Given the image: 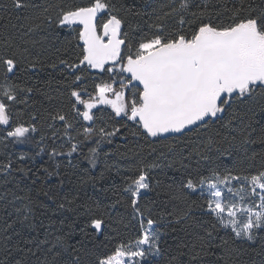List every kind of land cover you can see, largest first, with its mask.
<instances>
[{
    "label": "snow or ice",
    "instance_id": "1",
    "mask_svg": "<svg viewBox=\"0 0 264 264\" xmlns=\"http://www.w3.org/2000/svg\"><path fill=\"white\" fill-rule=\"evenodd\" d=\"M11 3L17 13L37 7L30 0ZM130 14L139 15L114 0H56L44 6L41 14L25 17L30 21L25 36L44 26L67 32L79 50L74 59L58 56L48 62L33 58L11 36H0L3 141L33 145L39 149L35 156L47 155L43 179L55 178L56 183L42 186L43 195L56 201L54 189L65 185L67 169L78 168L81 160L94 169L102 145L112 144L117 137L126 139L122 129H131L133 136L149 144H163L169 152L175 147L171 141H183L217 125L227 132L221 139L216 138L219 131L208 136L202 147L188 154L187 159H195V169L189 170V165L180 162L185 176L178 188L175 182L165 185L156 178L157 171L175 166L166 152L124 170L123 192L132 218L139 223L135 240L120 239L115 229L116 235H112L108 231L111 225L102 215L78 204L76 197H65L64 202H57L58 209L84 208L70 225L73 233L79 225V247L57 236L47 251L55 250L56 256L73 255L70 264H150L153 257L161 255L158 225L165 221L185 231L193 228L188 232L190 239L177 245L179 251L169 264H236L238 249L229 241L254 244L259 237L264 243V151L249 155L247 148L257 142L264 146V0H165L153 11L147 31L129 22L126 17ZM46 68L63 77L61 97L66 98L47 114L50 147L43 145L45 137L36 141L32 135L38 131V117L32 114V123L19 122L17 107L27 106L34 92L33 87L20 82V74H36ZM253 121L261 130L256 138L250 131ZM236 150L244 153V159L234 157ZM213 152L225 161L232 158V163L216 164ZM103 155L108 171L112 167L121 171L118 165H108L110 153ZM257 156L259 166L251 163ZM61 158H66V163ZM27 161L36 163L34 156L25 153L15 161L11 157L0 161V176L19 172L27 177L32 168L17 163ZM103 176L102 172L100 178ZM158 189L175 202L166 216L159 214V220L153 218L152 207L141 203L145 193ZM15 199L28 201L15 209L23 224L32 215V200L26 196ZM194 207L206 214L200 231L194 228ZM79 216L86 218L81 221ZM14 223H6L3 232ZM221 231L227 238L219 236ZM46 243L47 236L40 241ZM217 249L216 260L204 259L216 256ZM181 256L188 260H181Z\"/></svg>",
    "mask_w": 264,
    "mask_h": 264
},
{
    "label": "trees",
    "instance_id": "2",
    "mask_svg": "<svg viewBox=\"0 0 264 264\" xmlns=\"http://www.w3.org/2000/svg\"><path fill=\"white\" fill-rule=\"evenodd\" d=\"M30 2L37 7L29 9L25 13H17L12 7L11 0H0V36H11L16 44L27 48L28 55L33 58L38 56L48 62L56 60L58 56L74 59L79 50L75 48L76 41L67 32L48 29L47 26H44L41 30L27 36L24 35L30 22L25 17L41 14L44 6L53 4L56 0H30ZM66 2H82V0H66ZM114 2L131 8L133 13H139V15L130 14L126 18L134 25H138L140 29L147 31L153 11L158 10L160 4L165 0H114ZM34 41H38V43L34 44ZM69 41L71 44L68 43ZM58 49L60 51H57ZM20 77V82L28 87H33L34 92L27 106L23 104L17 106L20 111L19 122L32 123L31 115L35 114L38 117L35 121L38 131L32 135L36 141H40L42 136L45 137L43 145L50 147L51 141L48 137L51 130L47 127V114L60 105L61 99L66 102V98L61 97L63 77L51 68H46L36 74L25 75L21 73ZM256 111L259 112V107L256 108ZM122 131L125 133L126 139L117 137L114 138L112 144L102 145V154L99 156L94 169L83 160L79 163L78 168L67 169L68 175L64 177L65 185L60 189H54L58 193L56 201H54L48 199L41 192V187L46 183L50 186H54L56 183L55 178L48 182L43 179V168L48 167L47 155L35 156L39 149L33 145L14 144L11 139L3 141L5 132L3 126H0V161H6L9 157L15 161L22 153L34 156L36 161L35 165L31 161L17 162L26 163L28 167L32 168L33 171L29 172L27 177L19 172L13 173L10 177L0 176V264H16L17 260L21 264H70L73 255L61 253V255L56 256L55 250L53 252L47 251L57 236H62L69 244L79 247L76 243L82 236L79 232V225L75 226L74 233L70 225L84 211V208L76 207L73 211L58 209L57 202H64L65 197L68 199L76 197L78 204L88 205L94 214L102 215L111 225L108 231L112 235H116V232L113 231L115 229L118 230L120 239L135 240L139 223L132 218L131 208L127 203V194L123 192L124 181L122 177L127 174L124 170L134 168L141 160L151 161L163 151L167 153L169 161L176 163L173 168L165 169L163 172L157 171L156 178L165 185L175 182L174 187L178 188L180 179L185 176V169L180 167V162L189 165V170L195 169V159H187L188 154L193 149L202 147V143L207 141L208 136H216L219 131L221 135L216 136V138L221 139L227 132L226 129L217 125L211 130H203L199 135L186 137L183 141H171L170 143L175 144V147L169 152L163 144H149L144 139L133 136L131 129H122ZM250 131H252L254 138L260 135V127L255 124V121H253V128ZM247 148L249 155L253 151L256 153L264 151V146L260 145L259 142L250 144ZM105 152L110 153L107 157L108 165H118L121 169L120 172H117L115 167H112L111 171L106 169L105 156L103 155ZM211 155L215 158L216 164L225 161L224 157L216 158L214 152ZM234 157L244 159V153L236 150ZM61 160L66 163V158H61ZM225 162L231 164L232 158H228ZM244 162L250 163L247 160ZM251 163H256L259 166V156L255 162ZM33 172L36 174L33 175ZM102 172L104 176L101 179ZM82 178L92 182L84 183ZM154 183L155 180H153ZM17 196L30 197L32 200V215L23 224L19 222L15 209L23 207L28 201L17 200L15 199ZM141 203L152 207L154 209L153 218L159 220V214L166 216L175 202L165 191L158 189L145 193ZM54 211L56 215H53ZM205 215L202 209L194 207L192 216L195 222V231H200L199 224L203 222ZM22 218L21 216L19 219ZM85 218L79 216L81 221ZM13 221H16L13 228L4 233L3 228L6 223ZM29 225H35V227L30 228ZM158 226L161 230V255L152 258L150 264H169L170 258L179 251L177 245L190 239L188 232L193 231V228L190 227L185 231L179 225H168L165 221H161ZM6 235L10 236L11 239H6ZM46 236L49 243L40 244V241L44 240ZM219 236L227 238L223 231L219 233ZM90 239V237L87 238L86 242ZM229 244L238 249L234 256L236 264H264V243L259 237L254 244L248 242L232 244L231 241ZM33 252L35 255L32 254ZM216 252V256L210 255L204 259L216 260L219 250L217 249ZM81 255L83 256V250H81ZM180 259L187 261L188 257L181 256Z\"/></svg>",
    "mask_w": 264,
    "mask_h": 264
},
{
    "label": "rangeland",
    "instance_id": "3",
    "mask_svg": "<svg viewBox=\"0 0 264 264\" xmlns=\"http://www.w3.org/2000/svg\"><path fill=\"white\" fill-rule=\"evenodd\" d=\"M154 258V257H153Z\"/></svg>",
    "mask_w": 264,
    "mask_h": 264
}]
</instances>
